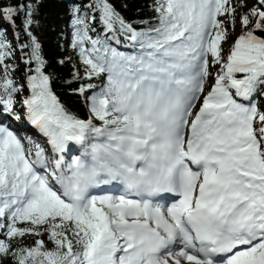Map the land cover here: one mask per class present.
Instances as JSON below:
<instances>
[{
  "label": "snow or ice",
  "instance_id": "snow-or-ice-1",
  "mask_svg": "<svg viewBox=\"0 0 264 264\" xmlns=\"http://www.w3.org/2000/svg\"><path fill=\"white\" fill-rule=\"evenodd\" d=\"M43 2L0 0L29 66L18 85L0 29V264H264V0H153L154 24L95 0L104 39L73 4L84 72L66 83L106 81L74 90L88 118L53 90ZM121 35L141 54L108 44ZM22 119L51 154L11 126Z\"/></svg>",
  "mask_w": 264,
  "mask_h": 264
},
{
  "label": "trees",
  "instance_id": "trees-1",
  "mask_svg": "<svg viewBox=\"0 0 264 264\" xmlns=\"http://www.w3.org/2000/svg\"><path fill=\"white\" fill-rule=\"evenodd\" d=\"M4 2L7 4H13L16 3L17 0H4ZM109 2L112 3L115 9L128 21L143 20L149 21L152 24L155 23L154 17L156 14L152 10L153 0H109ZM93 3H95V0H44L43 6L40 9V28L37 32V35L42 42L43 56L48 62L47 71L52 73L54 77V92L60 99L61 103L80 118L89 117L88 103L83 96L74 90L81 84L86 85L92 83L96 85V88L90 90L88 95H91L98 92L106 81L103 78H93L91 81L80 80L73 81L71 84L66 83V81L72 80L74 72L79 71L78 67L80 65L78 51L71 46L73 40V28L70 23L68 9L75 4L76 6L81 7L82 11H86L90 16L96 17L94 22L89 21L91 29H94V31H91L94 39H104L105 36L111 37L112 33H106L103 24L100 22L99 12L89 7V5ZM22 19L23 18L17 21L18 25L22 23ZM134 26L139 29L146 27V25L143 24H136ZM16 31L19 33V39L15 38L16 41L11 43L15 50V54L20 53V59L16 64L12 60L10 63L14 66L15 70L13 76L16 79L17 84H23L26 86V72L29 66H26L23 62L20 45L27 42L28 38L19 27ZM119 41V43H116L115 40L109 39L108 44L117 51L118 49H123L133 51L132 55L141 54V49L135 42L125 39L123 35L119 37ZM27 51L29 50H24V52ZM60 60H64L65 63L60 64ZM31 67H34V64L31 65ZM29 91L30 90L26 89L18 99L27 96ZM17 107H19V104H17ZM22 111L23 109L21 108V112ZM27 123L31 127H34L29 122ZM67 158L70 159V156ZM35 239L36 237L29 236L25 238V242L31 244ZM48 246L52 247L50 242Z\"/></svg>",
  "mask_w": 264,
  "mask_h": 264
},
{
  "label": "rangeland",
  "instance_id": "rangeland-1",
  "mask_svg": "<svg viewBox=\"0 0 264 264\" xmlns=\"http://www.w3.org/2000/svg\"><path fill=\"white\" fill-rule=\"evenodd\" d=\"M2 28H6V32H7V40L8 41H10V42H15L16 40H15V37H14V35H13V30H12V28L11 27H7L5 24H4V22H0V29H2ZM237 30H239V28L237 27ZM89 35L90 36H92V38L94 39V37H93V34H92V32L90 31L89 32ZM110 44H112V43H110ZM86 47H89L90 48V45H86ZM118 51H120V52H122V53H124L125 55H132V53H133V51H131V50H123V49H118ZM19 59H20V53H16L15 54V56H14V58L12 59V61L16 64V63H18V61H19ZM78 70H79V72L81 73V74H83V72H84V65L82 64V62H81V60H80V65H79V67H78ZM89 93H87V95H88ZM95 94V93H94ZM21 112V111H20ZM21 116L23 117L24 116V112L22 111L21 112ZM11 123V126L14 128V127H18L19 128V130L17 129V131H21L22 130V128L24 129V130H31L29 127H31L30 125H28V123H27V121L26 120H24V119H22L21 121H17V122H10ZM31 128H34V127H31ZM35 129V128H34ZM36 131H38L37 129H35ZM39 132V131H38ZM23 133H25L27 136H29V137H31L33 140H38L37 138H40L39 136H37L36 135V137L35 136H33V134L31 135L30 133H26V131H23ZM42 134V133H41ZM43 139H45V141H46V139L47 138H45V137H43ZM40 145H42L41 143H39ZM45 148V150H46V152H48L49 154H51V147H49V148H47V147H44ZM78 152H79V149H74V153L73 154H78ZM72 153H70L68 156H70L71 157V155H73Z\"/></svg>",
  "mask_w": 264,
  "mask_h": 264
},
{
  "label": "bare ground",
  "instance_id": "bare-ground-1",
  "mask_svg": "<svg viewBox=\"0 0 264 264\" xmlns=\"http://www.w3.org/2000/svg\"><path fill=\"white\" fill-rule=\"evenodd\" d=\"M239 34V30H237V32H236V35H238ZM31 130H24L23 128H22V130L23 131H26V133H30L31 135L33 134V136H35L36 137V135L37 136H39L40 138H37L38 140H36V142H38V143H41L42 145L41 146H43V147H47V148H49V147H51V145L48 143V141H47V139H46V141H45V139H43V136L42 135H40L39 133H37V131L34 129V128H31V127H29ZM14 129H18L19 130V128L17 127H14ZM95 191H99V189H97V190H95ZM103 191H105V192H107V191H110V189L109 188H104L103 189Z\"/></svg>",
  "mask_w": 264,
  "mask_h": 264
}]
</instances>
